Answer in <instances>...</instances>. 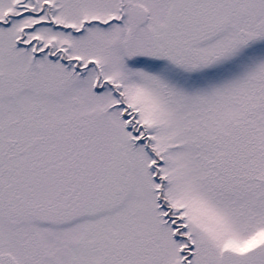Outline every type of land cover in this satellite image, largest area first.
Returning <instances> with one entry per match:
<instances>
[{
    "label": "snow or ice",
    "instance_id": "obj_1",
    "mask_svg": "<svg viewBox=\"0 0 264 264\" xmlns=\"http://www.w3.org/2000/svg\"><path fill=\"white\" fill-rule=\"evenodd\" d=\"M0 264H264V0H0Z\"/></svg>",
    "mask_w": 264,
    "mask_h": 264
}]
</instances>
